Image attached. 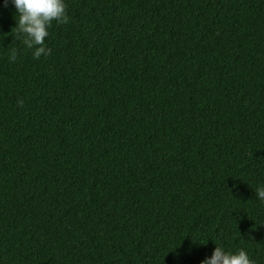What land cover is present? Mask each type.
<instances>
[{
    "label": "trees",
    "instance_id": "1",
    "mask_svg": "<svg viewBox=\"0 0 264 264\" xmlns=\"http://www.w3.org/2000/svg\"><path fill=\"white\" fill-rule=\"evenodd\" d=\"M65 3L0 0V264H264V0Z\"/></svg>",
    "mask_w": 264,
    "mask_h": 264
},
{
    "label": "clouds",
    "instance_id": "2",
    "mask_svg": "<svg viewBox=\"0 0 264 264\" xmlns=\"http://www.w3.org/2000/svg\"><path fill=\"white\" fill-rule=\"evenodd\" d=\"M16 10L15 29L17 38L28 49H33V57L49 56L51 50L46 46L45 40L49 36L48 29L53 22L67 24V5L65 0H11ZM11 29V30H12ZM17 58L16 47L13 46L9 59L15 62ZM17 104L23 107V101L18 99ZM256 196L264 202V186L256 189ZM201 264H255L243 249L235 253L227 252L216 246L210 256L201 261Z\"/></svg>",
    "mask_w": 264,
    "mask_h": 264
}]
</instances>
